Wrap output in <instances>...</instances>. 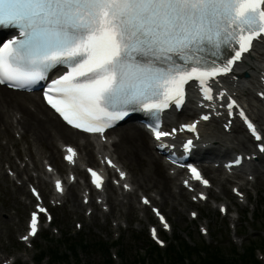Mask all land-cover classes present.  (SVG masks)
Masks as SVG:
<instances>
[{"label":"snow or ice","instance_id":"1","mask_svg":"<svg viewBox=\"0 0 264 264\" xmlns=\"http://www.w3.org/2000/svg\"><path fill=\"white\" fill-rule=\"evenodd\" d=\"M0 26L14 27L22 37L0 47V84L25 87L45 79L57 65H67L70 70L52 81L45 99L69 125L102 134L134 110L129 106L159 112L171 103L181 105L190 81L212 100L210 81L233 72L254 42L264 40V0H0ZM225 50L231 55L220 60ZM236 106L234 100L227 105L230 110ZM239 115L261 141L245 113ZM198 123L180 131L195 133ZM154 132L157 140L170 135ZM184 147L191 149L193 141ZM259 147L264 152V143ZM67 151L65 158L74 162L75 150ZM191 171L207 186L196 168ZM89 172L100 188L102 177ZM56 188L63 190L59 180ZM37 225L34 212L30 235H36Z\"/></svg>","mask_w":264,"mask_h":264},{"label":"rangeland","instance_id":"2","mask_svg":"<svg viewBox=\"0 0 264 264\" xmlns=\"http://www.w3.org/2000/svg\"><path fill=\"white\" fill-rule=\"evenodd\" d=\"M125 127H122L120 131ZM8 140L11 144V140L5 135L4 127L0 123V148H3L2 143ZM12 140H16L13 133ZM11 146L8 151L16 164L18 160L13 155H16L17 152ZM26 147L25 143H21L20 149L23 157H20L21 160H19L21 164L18 162L20 166L24 160L30 162L29 156L25 152ZM37 149L34 147L33 152L36 153ZM42 161L38 160L40 172H43ZM6 164L9 165L8 161L4 160L3 168H0V256L2 257L0 264L12 256L17 259L16 264H37L40 251L48 256L44 264H153L160 260L151 252L154 243L149 237L148 226L154 221L152 214L148 209H146L148 218L143 211L139 210L127 214L128 199H124L118 207L117 212L120 210V215L109 216L107 221L99 215L88 219L85 209H82L81 214L76 213L72 202L67 200L63 207L55 210V228L47 229L45 227L37 240L33 242L35 248H25L19 243L18 236L26 229L25 222L29 208L26 207V200L22 201L24 196L21 193L26 194L27 197H30V194L26 184L22 186L24 191L18 193L20 187L6 179V170L4 169ZM11 167L14 170V167ZM159 169L164 172L162 165ZM136 170L138 179L141 175L138 167ZM32 174L36 175L35 172H31L30 175ZM27 177H29V173H23L20 179L25 181ZM137 179L133 181L137 190L134 194L136 205L138 206L140 203L141 193L150 197L154 196L155 203L169 217L173 228L169 235H165L169 250L176 247L178 252L182 251L179 243L183 241L188 243L190 248L199 249L201 251L199 255L202 257H204L202 252L207 247L229 255H233V246H236L241 252L236 254H243L244 249L249 246L263 247L264 179L258 181L257 186H248V201L236 203L233 201L231 188L239 182L232 181L226 184V194L221 187L217 186L216 191H213L216 198L214 207H212L213 202L201 206L195 205L186 196L187 204L184 201L180 202V196L176 197V201L167 198V202L164 203V196L158 193L151 183H143ZM34 181L33 177L29 180L31 183ZM81 198V196L78 198L79 203H82ZM173 203L175 204L174 209H172ZM220 204H227L229 209L227 215L220 214ZM190 211L199 212L197 220L191 218ZM78 223L82 224L81 230L78 229ZM202 226L208 228V235L204 236L200 233ZM75 245L76 249L74 250L72 248ZM53 251L62 254V258L68 257L62 261L54 262ZM162 253L161 256L168 255L166 252ZM179 255H184V252H180ZM257 256L258 260L264 263V256L260 252ZM192 258H195L194 255Z\"/></svg>","mask_w":264,"mask_h":264},{"label":"bare ground","instance_id":"3","mask_svg":"<svg viewBox=\"0 0 264 264\" xmlns=\"http://www.w3.org/2000/svg\"><path fill=\"white\" fill-rule=\"evenodd\" d=\"M250 56L251 57H249L245 63L239 65L236 74L242 79L239 81L238 85L233 86L232 88L233 91L240 94V98L244 103L253 100L252 89L256 86L258 74L261 71H264L263 46H257ZM246 73L249 74L248 78L244 76ZM246 98H248V101ZM257 109L259 114L263 113L261 109ZM252 113L254 112L252 111ZM254 115L258 118V120H260V116L258 114L254 113ZM0 123L4 126L5 135L8 137H10L12 129L21 128L24 130L22 139L28 144V153L31 158H34L32 146L38 145V148H40L38 150V157L41 158L45 154L44 150L47 149L49 150L50 156L56 163L58 160L57 143H61L63 138H65L68 143L77 145L81 152H83L86 156H89L92 160L94 158V150L89 147L95 146L94 142L97 139L76 132L64 125L59 120V118L44 105L40 95L38 94L14 92L0 86ZM208 125L202 128V132L207 138L206 143L208 146L215 145L218 150L226 149L225 154H229L231 150L240 152L244 150L252 151L255 149L252 148L254 143L251 141V139L248 136L241 135L239 128L234 129L232 134H226L223 132V130L221 131L217 127L212 129V126L215 125L214 122L212 125ZM118 136V140L113 142L114 146L116 147V151L119 154V158L122 160L123 167L129 169V173H131L133 179H137L136 177L138 172L136 167H138V171L140 172L141 176L137 180H141L143 183H151L153 187L157 189V192L164 196V203L167 202V198H171L172 200L176 201L177 196H180V202L184 201L186 203L184 194L182 193V188H179L178 194L173 192L171 182H174V180L168 174H165V172L159 169L161 157L155 153L154 145L149 134L141 126L137 125L136 123L130 124L127 128L119 131ZM92 138L94 140H92ZM82 139H85V141L82 142ZM98 144L100 145L99 142ZM100 147V149H104L105 145H100ZM18 153L21 154L20 151H18ZM1 157L8 159L9 161L11 160V157L7 154H3ZM48 164L51 165L50 163ZM207 170L211 173H216V171L211 170L210 168H207ZM24 171L26 172L27 170L24 169ZM76 171L79 176L82 178L85 177L79 168H77ZM217 172H220V170ZM22 173L23 172L21 170L17 169L18 177ZM243 173L247 178L253 175L255 181L251 182L247 180L245 183H240L234 187L243 189L247 183H252L253 186H257L259 179L264 178V159H260L254 163L253 166L245 169ZM129 180L131 181V178H129ZM12 181H14V179ZM229 181L230 178L227 177L220 182L224 193H226L224 184ZM39 184L43 187L45 192H51L48 189L47 181L41 179ZM77 184L78 191L75 192L74 187H76ZM77 184L70 187V191L67 196H65V199H69L72 202V206L76 213H81L82 205L79 203L78 193L81 192L80 188L82 187V183ZM116 191V189L110 186L106 190L107 198L103 197V199L106 200V203L98 205L95 204L94 201L91 202L92 206L95 208L94 210L97 212V214L102 215L105 221L108 220L109 216L120 215V210L117 212V209L122 202L120 197L128 199L127 214L135 212L137 208L140 210L143 209L142 211L146 213L145 207H143L141 204L139 207L136 206L133 198L135 189H133V192L131 193H124L121 191L118 194ZM141 198L142 196H140V200ZM83 199L84 196L82 197V200ZM103 205L110 206L109 213L100 212V207ZM222 205H220V207ZM174 208L175 204L173 203L172 209Z\"/></svg>","mask_w":264,"mask_h":264},{"label":"trees","instance_id":"4","mask_svg":"<svg viewBox=\"0 0 264 264\" xmlns=\"http://www.w3.org/2000/svg\"><path fill=\"white\" fill-rule=\"evenodd\" d=\"M180 248L184 252V255H179L180 252L176 250V247H172L166 250L167 252V263H163L161 260V255L158 254L159 250L153 246L152 253L154 256L160 257V260L156 261L154 264H187L186 261H189V264H259L255 259V248L254 247H247L245 249L244 254L237 255L235 250H232L233 255L226 254L224 252H220L218 250H212L210 247L205 248L204 250V257L200 256L199 253L201 252L199 249H192L189 245L183 241L179 243ZM264 250V247H262ZM59 255V252L56 251L54 253L55 258ZM194 255V259L192 258ZM187 257V258H186ZM187 260H186V259ZM59 261L55 259L54 262ZM158 262V263H157Z\"/></svg>","mask_w":264,"mask_h":264}]
</instances>
